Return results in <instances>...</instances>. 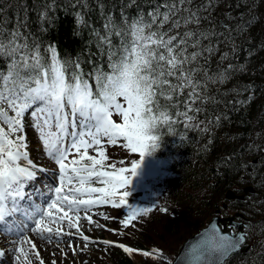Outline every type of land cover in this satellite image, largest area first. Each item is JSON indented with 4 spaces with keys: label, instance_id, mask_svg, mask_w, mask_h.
Instances as JSON below:
<instances>
[{
    "label": "snow or ice",
    "instance_id": "obj_1",
    "mask_svg": "<svg viewBox=\"0 0 264 264\" xmlns=\"http://www.w3.org/2000/svg\"><path fill=\"white\" fill-rule=\"evenodd\" d=\"M95 4L104 20L102 29L91 27L86 19L89 0H65L64 6L77 26L90 28L103 62L92 53L84 60L62 58L54 44H42L29 31L26 4L19 6L10 27L0 5V59L7 63L0 70V231L19 237L10 249L18 264L21 255L16 253L27 260L36 249L26 234L29 231L48 240L73 235L62 227L67 222L68 228H76L88 241L78 222L83 218L93 223L89 212L96 206L127 209L120 221L125 227L152 212L154 203L144 207L128 198L146 175L148 161H154L161 129L167 127L173 133V126L181 123L186 129L207 133L221 120L219 116L199 119L205 105L216 102L207 94L209 85L218 79L224 82L233 69L228 64L209 74L210 57L205 54L218 50L212 37L222 35L209 26L215 0H120L115 17L111 10L105 11V0ZM60 6L57 0H43L39 5L41 31L51 25ZM132 8L136 15L130 17L125 13ZM224 29L232 31L228 24ZM227 58L225 54L220 60ZM26 114L31 120L27 126L37 132L43 154L57 166L51 175L30 156ZM109 146L139 154V159L118 167L125 165V159H112ZM37 180H43V187L36 185ZM29 185L34 186L31 193L26 191ZM34 197L42 202L36 204ZM247 239V233L228 235L212 225L202 244L191 250L192 264H224ZM117 246L128 253L139 251ZM35 254L39 256L38 251ZM142 254L163 255L159 249ZM4 255L0 250V257Z\"/></svg>",
    "mask_w": 264,
    "mask_h": 264
},
{
    "label": "trees",
    "instance_id": "obj_2",
    "mask_svg": "<svg viewBox=\"0 0 264 264\" xmlns=\"http://www.w3.org/2000/svg\"><path fill=\"white\" fill-rule=\"evenodd\" d=\"M42 2L0 0V5L10 27L19 6L26 4L29 31L42 44H54L62 58L84 60L92 53L95 60L103 62L90 28L77 26L71 10L64 6L65 0H57L61 6L55 9L51 25H45L46 30L41 31L36 9ZM89 3L86 19L91 27L102 29L100 9L95 0ZM105 3V11L111 10L115 17L120 0H105ZM125 14L135 16L136 9H128ZM223 21L231 32L224 29ZM209 26L222 33L218 38L212 37L218 50L205 54L210 57L209 74L226 69L228 64L233 69H229L232 75L224 82L218 79L209 85L207 94L216 102L206 104L199 119L219 116L221 120L218 124L214 122L207 133L186 129L181 123L173 126V133L167 127L161 129L155 158L170 163L165 198L179 209L180 217L174 220L154 216L142 230L136 242L139 251L135 254L144 256V251L159 249L175 259L184 243L206 228L217 211L223 209L230 191L242 194L245 188L254 185L257 194L244 202H231L224 213L243 212L251 225L248 229L251 250L243 251L227 264H264V0H215ZM228 35L233 37L232 41L224 39ZM225 54L228 58L221 62L220 57ZM200 62L203 64V59ZM6 68V61L0 59V70ZM245 87L250 90L243 91ZM237 99L245 103H235ZM118 264L136 263L120 250Z\"/></svg>",
    "mask_w": 264,
    "mask_h": 264
},
{
    "label": "rangeland",
    "instance_id": "obj_3",
    "mask_svg": "<svg viewBox=\"0 0 264 264\" xmlns=\"http://www.w3.org/2000/svg\"><path fill=\"white\" fill-rule=\"evenodd\" d=\"M114 118L119 119L117 116H114ZM25 121L31 158L37 163L38 161L41 162L42 160H48L49 158L43 154V151L39 153L34 150H38L42 148V146L37 132L33 128L27 126L31 123L30 117L27 114L25 116ZM108 153L112 159H125V165H117L118 167L130 166L131 159H139V154H126V150L118 147L109 146ZM90 154L94 153L90 150ZM165 161L166 160H149L146 175L143 177L142 181L137 182L135 191H133L132 195L128 198L130 203L144 207L153 206L154 203L152 212L147 215H141L138 220H134L131 225L125 227L120 221L126 218L127 209H115L111 205H103L102 208L107 211L108 217H105L106 215L103 213L98 216L96 214L98 208L95 210V215L97 216L99 223L94 225L99 227L98 230L99 233H101L102 238L97 239L88 236L90 240H84L87 244L85 249L89 252L91 264H118L120 250H123L124 252L126 251L117 245L123 244L132 249H136V242L139 241V238L142 235V230L154 216H161L174 220L179 219V210L168 204L164 195L166 188L163 177L167 174L163 175L162 173L167 170L168 166H170L169 162ZM52 172L53 170H49V174H52ZM163 208H167L168 211H161ZM104 221L107 223H104ZM72 233L76 235L75 238L77 240L83 239L79 232ZM83 235L87 236L85 234ZM12 241H10V243L3 249L4 253L11 251L9 246H11ZM104 241H109L111 243L106 244ZM74 254H76L75 249ZM129 256L134 259L136 264H169L173 262L166 254L161 255L159 258L137 256L135 253ZM64 258L69 260L71 264H74V261L68 255H65Z\"/></svg>",
    "mask_w": 264,
    "mask_h": 264
},
{
    "label": "bare ground",
    "instance_id": "obj_4",
    "mask_svg": "<svg viewBox=\"0 0 264 264\" xmlns=\"http://www.w3.org/2000/svg\"><path fill=\"white\" fill-rule=\"evenodd\" d=\"M37 152L41 153L43 151L42 148L40 149H34ZM43 162V163H41ZM41 162L38 161L42 166L45 168H48L49 170L55 171L57 166L55 163L51 160H42ZM51 175V174H49ZM45 180L47 179L46 177L44 178ZM36 185H39L40 187H43V180H37ZM33 187L32 185L26 186V191L31 193L33 192ZM35 203L40 204L41 199L35 198ZM24 205H27L28 201L22 202ZM103 205L96 206L92 208L89 212V215L92 216V221L93 223H89L88 220L86 219H81L78 224L80 227V232L83 234L101 239V233H99L98 226H95L94 224L99 223L97 220V216L95 215V210L96 214L99 216L101 213L105 214V217H108L107 211H105L102 208ZM81 217H83L84 213H80ZM16 219L20 221L21 223H24L22 220V217L17 215ZM104 223H107L104 221ZM109 224V223H108ZM31 225H29L30 227ZM53 227H56V225H50ZM63 229L65 232H74L77 233L76 228H68L67 227V222L62 225ZM27 236L31 238L32 241L36 244V249L32 250L29 252L27 260H24L23 255L21 253H16L17 255H21V261L19 264H28L30 261L31 264H71V262L67 259L64 258L65 255H68L71 257V259L74 261V264H91V260L89 259V252L85 249L87 244L84 242V239L77 240L75 238L76 235H64L63 237H56L53 236L50 240L46 238H42L39 235L33 233V232H27ZM19 237L15 234H6L3 231H0V250H3L6 245L10 243V241H15ZM14 247L13 244L9 246L10 249ZM29 245H24V248H29ZM74 249L76 251V254H74ZM36 251L39 252V256H36ZM0 264H18V262L15 260L14 254L12 251L6 252L3 257H0Z\"/></svg>",
    "mask_w": 264,
    "mask_h": 264
},
{
    "label": "water",
    "instance_id": "obj_5",
    "mask_svg": "<svg viewBox=\"0 0 264 264\" xmlns=\"http://www.w3.org/2000/svg\"><path fill=\"white\" fill-rule=\"evenodd\" d=\"M249 192L255 193V190L253 188L247 189L246 194L244 196H238L237 194L230 192L228 195V201H232V200L244 201L246 197L249 195ZM237 219H241L242 221L238 222ZM245 221H246V217L243 214H237L235 217L232 218H222V212L219 211L218 216L213 219V221L209 224L207 228H205L203 231H201L194 237L190 238L184 244L179 256L177 257V259L173 264H192L191 250L202 244V242L206 238V234L209 232L212 225L217 226V228L221 229L224 234L235 236L236 234L234 233V230H237L238 233H247L246 229L249 227V225ZM248 245H249V240L247 239V243L238 251L229 255L225 259L224 264H227L229 260L238 256L246 247H248Z\"/></svg>",
    "mask_w": 264,
    "mask_h": 264
}]
</instances>
